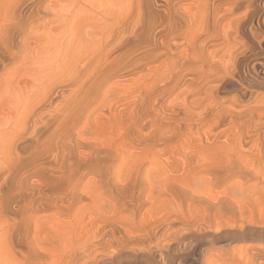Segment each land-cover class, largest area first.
<instances>
[{"label": "bare ground", "instance_id": "1", "mask_svg": "<svg viewBox=\"0 0 264 264\" xmlns=\"http://www.w3.org/2000/svg\"><path fill=\"white\" fill-rule=\"evenodd\" d=\"M27 1L15 4L12 22L0 26L2 70L5 61L15 60L16 24L34 5ZM236 1L226 7L230 13L245 6ZM222 2L113 0L74 18L70 34L94 38L93 46L32 94L20 129L9 138L0 168V264H127L155 257L166 264L176 245L198 249L194 264H264V57L215 60L218 46L208 43L223 33L215 30L225 17L221 12L226 14ZM192 4L190 14L186 6ZM250 8L255 26L251 22L248 44L257 51L264 44V0H251ZM189 33L180 49L175 42ZM158 69L153 84L130 102L121 103L129 93L116 97L106 89ZM186 84L187 104L182 97L164 104ZM97 105L118 125L132 120L127 130L135 135L126 133L130 141L121 144L142 147V163L154 158L165 181L154 182V168L144 171L141 161L127 167L134 156L124 158L112 143L106 147L76 135ZM146 120L150 131L144 136ZM88 177L96 185L88 187ZM164 197L195 204L202 214L181 211L152 220L156 216L148 212L151 220L143 224L141 208ZM249 224L259 225L252 228L257 234L244 240ZM225 228L233 233L230 244L246 247L215 246V236L202 238Z\"/></svg>", "mask_w": 264, "mask_h": 264}, {"label": "rangeland", "instance_id": "2", "mask_svg": "<svg viewBox=\"0 0 264 264\" xmlns=\"http://www.w3.org/2000/svg\"><path fill=\"white\" fill-rule=\"evenodd\" d=\"M222 1L223 9L221 10H225L226 14L224 13V11L221 12L222 18L225 16L223 18L224 20L222 19L221 22L223 24H226L222 25V23L220 22V25L217 26L215 30L217 32L223 33L220 36L219 33L215 31V33H217L218 35H212L208 43L210 47L218 46L216 47L217 50L213 53V57H215V60H217L218 58L220 60L226 61L229 60L228 58L231 57V55L234 56L233 58L231 57L232 59L238 57V59H246V61L262 59L264 57V44L262 45V48L260 50L258 49L257 51L256 49H254L256 46H249L248 44V35L251 31L249 29L255 26V21L250 10L251 0H235L236 2L240 1L242 5L245 6H242L240 11L238 10V12H233L234 14L230 13L228 8H226L230 4L231 6H229V8L232 7L233 0H228V2H226L227 0ZM19 2H22V0H0V26L4 23L12 22L10 20V17L12 16L13 6ZM31 2H34V5H31ZM112 2L113 0H28L26 2L27 5L30 4L31 6L29 9L21 12V16L25 15V17L21 19V22L19 21L16 24V29L17 31H19V33L18 35H16V37H14V43L18 47L17 53L15 55V60L12 62L8 60L5 61V65L7 66H5L4 70H2V68L0 67V168L3 164L4 159L8 156L7 153L10 142L9 138L12 134L17 132L18 128L20 129L21 125H19V121L21 115L24 110L31 104L33 100L32 94L37 93V91L46 83L49 78L53 79L56 76L65 74V69L63 68L65 67L64 65H68L69 63H72L79 58L85 57L89 53L90 47H92L94 44V38H90L86 34L80 33L81 36L79 37H77L76 35H71L72 33L70 34V29H73L74 27V18L83 16L85 12L89 10V8L94 9L96 7L98 10L100 8L103 9L104 7L106 8L107 6H110ZM186 8L190 11V14H193L192 10L195 8V4L188 5L186 6ZM247 8H249V10ZM237 13L238 15H236ZM228 17H231L229 19L232 21H229ZM218 28H220L221 31ZM194 30H196V28H194ZM190 36L191 33L186 36L185 41L179 40L176 41L175 44H177L180 49H183L191 39ZM212 38L214 40H212ZM161 73L162 71L158 69L151 72L150 75H148V72H144L141 74L130 76L128 78H121L110 83L109 86L107 85L106 89L115 92L116 97H122L124 92L129 93V98L121 101L122 104L124 102L127 103L130 102L134 97L139 96L142 91H145L144 89H148L154 82L153 77L158 76ZM6 75H8L9 77ZM189 77H191V75H185L186 79H189ZM186 86L187 84L177 88V90L172 94L171 97H169L165 102L163 101L164 104H168L171 98H183V95H185L183 92L188 89ZM208 86L213 85L209 84L205 87ZM202 87L203 85L199 84V88L202 89ZM184 97L185 98L183 99L186 100L184 101V103L187 104V102H189V97ZM179 98L175 100V102L182 104ZM112 104L113 103H109L108 106L111 107ZM99 105L93 108L94 111L89 113L86 120H82L81 125L83 123L84 125L82 128L78 129L76 135L84 140L97 142L100 145H106V147L108 146L107 144L112 143L114 148L119 150V154L124 158L127 159L130 156H134V159L129 162L130 164H126L127 167H129L135 161H137L136 164L141 161L140 164H145L143 169L144 171H148V169L154 168V172L152 174L154 182L159 183L163 180L165 181L167 179V176L163 177V175H166V173H164L163 171V174L162 169L156 166L157 162L154 161V158L149 157L147 162L142 163V160L144 158L142 147H140V149H133L130 146L121 144V142L124 143V141H130L131 137L129 135H126V133H132L127 130L130 126H132V120L126 118L129 123H121V125H118L113 117H110L108 115L106 109H101L102 112L97 110ZM145 122L146 123L144 125L145 127L142 130V134H144V136H147L146 134H148L150 131V128L148 127L149 121L146 120ZM132 134L135 135V133ZM179 141H187V139L184 138ZM153 162L155 163L154 167L150 165L153 164ZM117 165L118 162H114V169L118 167ZM144 171L142 172L143 174L147 172ZM86 183L88 187H91V185L93 184L96 185V181L94 178L93 180H90V178L88 177ZM16 184L17 180L14 181L11 185L16 186ZM154 196L157 200L155 194ZM173 199L171 200V198L168 197H166L165 199L164 197L160 199V203L156 206H153L154 204L145 205L143 208H141V212L146 213V218H144V222L142 223H145V219L147 220V222H150L151 215L156 216V218H152V220H155L167 213L175 215L176 213H181V211H184V213L186 214L185 216L193 215V217H197L198 214H202L200 212L201 210L198 209L200 208L199 206L191 203H187V205H185L186 203L179 201L176 202L177 200L175 198ZM155 208L156 210H154ZM148 212L150 213V219L147 216ZM142 213L140 215H142ZM138 219H140V221H143L139 216ZM136 221L138 220L136 219ZM142 223H138V225L136 226V228L138 229L137 231H143V227L140 226V224ZM247 226H250V229H246L244 231V233L247 234L244 236V240H248L250 238L248 234L255 231L252 228L257 229L259 225L249 224ZM237 231L238 229L235 232ZM232 234L233 233L229 228H225L219 232L211 231L205 234L207 237L203 235L202 238L215 236L217 238V245L215 246H223L227 243L230 246H236V248L246 247L247 243H241L237 245L233 243L230 244L228 238ZM256 234L257 232H254L251 236H254ZM185 242H187V240H185L183 243ZM183 247L181 245L172 247L166 255L167 258L165 257L164 259V261L167 262L166 264H194L192 262V256H194L196 251L198 252V249L196 248V250H192L191 245H184ZM141 254L143 253L141 252ZM138 260L139 259L133 260L127 264H161V261L158 257H155L154 259H150L149 261L143 263H140Z\"/></svg>", "mask_w": 264, "mask_h": 264}]
</instances>
